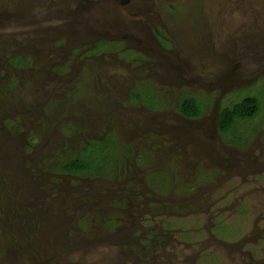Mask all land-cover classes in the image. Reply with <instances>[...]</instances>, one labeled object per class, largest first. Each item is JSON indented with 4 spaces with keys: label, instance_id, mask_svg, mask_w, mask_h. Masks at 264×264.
Segmentation results:
<instances>
[{
    "label": "rangeland",
    "instance_id": "374dc122",
    "mask_svg": "<svg viewBox=\"0 0 264 264\" xmlns=\"http://www.w3.org/2000/svg\"><path fill=\"white\" fill-rule=\"evenodd\" d=\"M0 264H264V0H0Z\"/></svg>",
    "mask_w": 264,
    "mask_h": 264
},
{
    "label": "trees",
    "instance_id": "16d2710c",
    "mask_svg": "<svg viewBox=\"0 0 264 264\" xmlns=\"http://www.w3.org/2000/svg\"><path fill=\"white\" fill-rule=\"evenodd\" d=\"M16 66L25 64V60L21 57H15L12 60ZM133 97L143 100L142 94L133 93ZM263 107L262 99L258 96L248 95L239 102H234L231 106H221L218 110V129L222 135L227 134L231 129L237 126L241 121L251 120L255 118ZM179 112L186 118H198L203 110L200 102L194 96L183 98L178 104ZM95 157L82 154L74 159L68 160L61 169L67 173L90 172L89 169L95 165ZM101 167H102V163ZM100 171V170H99Z\"/></svg>",
    "mask_w": 264,
    "mask_h": 264
}]
</instances>
